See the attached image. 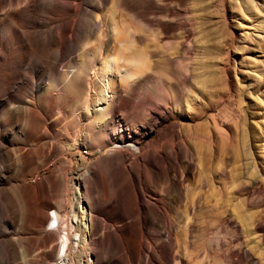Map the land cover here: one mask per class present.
<instances>
[{"label": "rangeland", "instance_id": "1", "mask_svg": "<svg viewBox=\"0 0 264 264\" xmlns=\"http://www.w3.org/2000/svg\"><path fill=\"white\" fill-rule=\"evenodd\" d=\"M39 1L27 3L34 7ZM96 1L63 0L66 15L41 6L29 29L49 55L54 30L64 23L66 57L57 64L15 59L9 65L13 76L0 82V264H19L23 254H32L27 264H57L64 246L59 230L71 209L81 158L93 172L105 174L99 159L111 154L106 150L113 123L116 131L141 128L133 142L141 155L162 149V132L175 123L192 153L177 149L189 162L187 169L179 167L182 183L128 153V166L116 169L106 194L102 185L83 182L81 192L92 197L100 222L85 251L92 264H175L172 257L187 259L184 264H264V0H119L126 16L157 36L161 51H154L153 40L142 39L155 69L132 85L127 106L108 127L94 126L85 116L84 87H74L79 75L88 78L76 53L83 40L96 36L88 13ZM5 35L0 32L3 40ZM10 46L21 50L20 43ZM3 61L0 73L8 70ZM65 81L69 86L60 89L58 82ZM160 95L174 103L165 109L169 118L156 131H146L149 101L160 103ZM46 96L40 107L27 102ZM40 113L50 116L42 120ZM218 167L232 182L230 197ZM95 199L105 206L103 212ZM187 214V235L176 243L172 238L181 233ZM51 231L55 237L43 245ZM108 233L127 239L109 244ZM54 248L53 256L43 259ZM80 249L70 254L78 264L86 260Z\"/></svg>", "mask_w": 264, "mask_h": 264}, {"label": "bare ground", "instance_id": "2", "mask_svg": "<svg viewBox=\"0 0 264 264\" xmlns=\"http://www.w3.org/2000/svg\"><path fill=\"white\" fill-rule=\"evenodd\" d=\"M109 1L110 0H97L96 6L93 8L94 10L90 8L88 9V13L93 17L92 27L96 29V36L91 35L88 36L86 40H83L84 42L78 46L76 53L78 56L77 61L88 69V78L85 79L83 75H79L80 82L78 81L74 87L77 89L78 87L80 88V86H82V88L84 87L83 92L85 93V96L81 100H83L82 107L85 108V116L92 118V123L94 126L98 127H103L104 125L108 127L113 116L119 110L127 106L128 99L125 94L131 91V88L133 87L132 85L147 74L149 70V72H151V70L154 71L155 66L153 67V60L151 59L152 55H150L151 53L148 51L149 46L147 43L146 45L145 43L143 44L142 39L144 37H148V39L153 41L158 39L154 33H147L145 29L135 24L128 13L126 16L121 9L119 0H111V3L106 7ZM6 3H8V5H16V8L14 10H5L4 4ZM41 6L46 9H54L58 11L60 9L63 15H66L68 12L63 0H40L34 7L30 3H27V0H0V32L6 34L4 40L0 37V59L5 61L8 68L6 72L0 73V82L8 83L9 79L13 76L10 66L14 63L15 59L18 60L17 63L19 64L32 57V60L39 58L46 61L48 64H57V62L59 63V61L66 57V51L64 50L66 43H64V38H66L65 34L67 31L64 23H59L54 30L55 49L49 55H46V52L44 53V47H42L37 41V34L29 29V27H31L30 24L33 22L34 15L40 11ZM153 41L152 45L155 47L154 51H161V43L158 40H155V42ZM14 43H20V52L12 50L13 48L10 45ZM263 72L264 71H262V74ZM158 73L161 75V70L158 71ZM145 77L143 78L147 79ZM58 86L60 89H66L69 86V82H58ZM227 96L233 98L234 95L230 93ZM159 97L160 103L154 104L149 101L150 107L147 108L149 114L146 119L147 121L144 124L146 131H156L158 125L164 123L169 118L167 110L165 109H168L170 104L174 103H171V99L164 97V95H160ZM48 98L50 97L46 96L44 99H36L39 101L35 103V99L33 98L29 99L27 102L34 107H40V105L46 104ZM186 101L188 103L190 102V96H188ZM39 115L42 120H46L47 117L50 116L49 113L46 114V117L41 113ZM149 123L151 124L149 125ZM113 124L112 128H110L113 131L112 135L110 134L112 141L108 142L111 147L106 150V152L110 151L111 154L99 159L100 164L105 169V174L93 172V170L89 168L85 158H81L82 166L78 170L77 175H75V184L73 187L74 196L73 201H71V209L68 210L66 220L59 230V238L62 239L61 242L64 246L62 249L61 242H59L62 251L58 249L57 264H78L75 257L70 258L72 250L74 249L75 251V249H77V251H75L76 254L80 252V248V250L84 252L89 250L92 236L100 225L97 217H94L95 205L92 197L90 195L87 196L86 194L83 195L81 192V185L84 181H88L89 179L92 183L102 185L104 187L103 192L106 194L107 186H111L113 182H116V169L118 167L128 166L126 158L127 153L130 155L136 154V158L138 160L140 159L142 162L152 161L163 171L168 180L182 183V181L179 180L181 176L179 167L183 166L187 169L189 162H184L180 159L181 157L179 158V152L177 149L183 148L187 156H190L192 152L187 139H184L178 133L177 124L171 123L170 128H167L162 132L163 137L166 139L162 149L153 148V151L152 149H149L145 155H141V148L133 144V142L143 134L141 128H137L134 131H116V124ZM189 130H191V128H189ZM162 144L163 143L160 144V147ZM112 153L114 154L112 155ZM137 164L140 165L138 161ZM108 172H111L112 174L108 175ZM217 174H219L224 181L223 189L225 196L230 197L232 193V182L227 177L226 170L219 168ZM137 178L139 179L140 176L138 175ZM256 185L261 186V183L258 182ZM95 204L97 210L103 212L105 206L101 200L95 199ZM48 206L53 207L51 203ZM224 207L228 212H231L228 204H225ZM49 219L51 220V218ZM190 224L191 217L187 214L181 225V233H179L176 238L173 237L172 240L176 243L181 242L187 235V230ZM53 234L54 235H51L50 233L46 234L43 245H47V243L51 242L53 237H55V233ZM122 239H127V236L121 237L114 233H108L105 241L109 244H113L115 240L119 241ZM54 251L55 248L52 252L45 254L43 259L53 256ZM31 255L32 254H23L24 260L19 264H27ZM228 256L232 257V254H229ZM80 260V264H92L91 261L94 259L90 256V253L88 255L86 253V260ZM135 260H139L138 253L135 256ZM186 260L187 259L184 258H179L177 260L176 257H172V261H175V264H184ZM192 262L193 261H191V263Z\"/></svg>", "mask_w": 264, "mask_h": 264}]
</instances>
